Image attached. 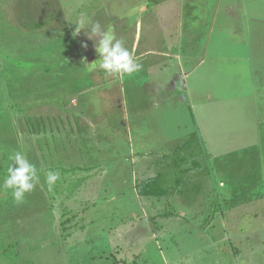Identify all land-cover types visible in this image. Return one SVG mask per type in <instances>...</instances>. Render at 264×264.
I'll use <instances>...</instances> for the list:
<instances>
[{
	"label": "rangeland",
	"instance_id": "rangeland-1",
	"mask_svg": "<svg viewBox=\"0 0 264 264\" xmlns=\"http://www.w3.org/2000/svg\"><path fill=\"white\" fill-rule=\"evenodd\" d=\"M136 1L151 2L0 0V185L16 150L40 175L21 204L0 187V264H264V74L252 78V57L228 41V0H204L203 17L200 4L169 0L168 34L146 12L128 13ZM60 3L123 35L128 49L130 18L140 17L142 69L110 80L92 40L87 56L77 39L74 53L63 51L71 17ZM150 31L168 57H141ZM170 79L181 92L165 96ZM112 88L123 98L121 132L111 130ZM56 112L69 113L60 130ZM66 120L87 133L76 142ZM48 170L60 173L51 190Z\"/></svg>",
	"mask_w": 264,
	"mask_h": 264
},
{
	"label": "crops",
	"instance_id": "crops-1",
	"mask_svg": "<svg viewBox=\"0 0 264 264\" xmlns=\"http://www.w3.org/2000/svg\"><path fill=\"white\" fill-rule=\"evenodd\" d=\"M122 1L123 0H117V5L119 6V8H120V3ZM150 1L151 2L148 4L149 7H147L146 9L143 8V6L138 3L139 1H136L133 5L129 6L130 9L128 10V13L135 12V13H140V15H141L142 12H146L149 15V18L152 19V21L150 23L154 24V25H152V27L155 28L154 30H157L158 27L161 26L163 29H166V33L168 34L169 33L168 30H170L171 27H175L174 26L175 23H173V21H171L172 17H166V16L162 15L161 12H162L163 6H166L167 3H170L169 0H150ZM186 1H187V4L184 5V7H187L188 5H190V3L192 5L200 4L201 5L200 14L202 17L204 16L205 4H206L204 2V0H184V2H186ZM217 1H218V5L222 4V0H217ZM247 1L248 0H228L227 4H224L225 6L228 7L227 16L229 18V23H231L229 26V30H228L227 34H228V41L230 42V44H232V47L235 44L239 45V48L236 50L238 52L237 54L239 56H242V57L244 56L245 59H249L250 57H252L253 63H252V67L250 69L252 71L251 77L252 78L253 77L258 78V75L260 73L264 74V30H263V25H260L261 21H263V19H264V0H250V2H248V4H245ZM43 4H45L44 1H43ZM58 5L60 7L64 8L65 15L68 14L71 17V20L69 21L70 28L68 27V29H67L69 32L67 35V40L64 42V45H63L64 46L63 51H65L69 54L74 53L72 51V50H74V49H72V46H73V42H75L76 45L78 43L77 46H79L80 53H82V55L87 56L86 53H88V49L85 47H82V44L86 43L87 45H89V42H90V40H88L86 35H85V30H82L78 36L73 37V31L75 30V24L82 19L87 20V18L77 16L76 10H72L71 13H68L66 11V8L61 3ZM249 5H252V13H250L249 11H247V9H245V7H247ZM160 7H161V10H160V12H158V8H160ZM108 8L109 7H106V5H105V11L104 12L106 14H108V16L112 15L113 13L119 12V9L114 10V9H111V8L108 9ZM181 8H182V6H181ZM54 10H55V8H54ZM79 11H80V9H79ZM196 14H197L196 17H198L199 13H196ZM57 16L53 13V20H56ZM66 18H67L66 16H64V17L62 16L59 18V20L61 22L62 21L65 22ZM76 18L78 19L77 21H76ZM130 19H131L130 26H133V27H132V30L125 32L124 38L127 39V41H128L127 43L130 46H132V47L129 46V49H131V51L134 53V55H136V54H138V50H139L138 49V46H139V43H138L139 38L138 37L140 36L139 33H140V27H141V18L136 17V18H130ZM188 19L189 18L186 17L185 21L188 22ZM108 20H110V19H108ZM108 23L110 24L109 21H108ZM250 23H253L252 28L250 27ZM119 25H121V23ZM257 25H258V27H257V29H255ZM57 28L52 27L51 30L53 32H56V30L58 31ZM104 28H106V27H104ZM195 28L196 27L191 29V31H192L191 35L192 36L190 37L192 39V41H194V42H196L199 38L198 32H196L194 30ZM221 29H222V26H221ZM61 30H63V28H61ZM154 30H152V31H154ZM179 32H181V37H183L182 31L179 30ZM122 36L120 37L121 40H123ZM163 37H164V35L162 36V38ZM76 39H77V43H76ZM244 46H246V49H245L246 53L244 51ZM55 47L58 50H60L57 46H55ZM168 47L169 46L167 45L166 42L165 43L162 42V39L161 40L155 39L153 36V33L150 31L149 41H148V43H146V46L144 47V51L142 52L141 57H146L145 54H149L150 55L149 58H151V55L155 54V55H158L161 57L159 59L156 58L155 60H161L162 58L168 57L170 55L171 49H169ZM71 59L73 60V58H71ZM200 63H198V65ZM48 66H50V68L53 69V68H55L54 66H56V65H48ZM70 66H73V65L71 64ZM56 68L59 70H61V69L68 70V79L69 80L73 79L72 75H75L73 67L68 68L67 66H61L60 68H58V66H56ZM188 73H186V74H188ZM56 74H54V75L56 76ZM107 79L111 80L112 78L110 77ZM109 84L110 83H106L105 85L107 86ZM164 84H165L164 85L165 86V96H167L168 93L172 94V92H178V90H179V92H181V89H178L179 84H178V81L176 79H170L167 82H164ZM149 85H150L149 91L152 93V95L154 96L155 99H158L157 96L161 92L164 94V91L158 87L157 81H151V83ZM111 90H110L111 95H112L111 99H110V102L112 103L111 109L114 111L113 114H119L117 121L114 124H111V130H119L121 132L122 130H125V127L127 126V123L124 122V116L125 115H123V110H122V108L124 109V106H123L124 104L123 103L121 104L120 101H121L122 97L118 94V92H116V94H115L114 89L112 88ZM180 95L181 94L179 93V96ZM122 101H123V98H122ZM60 115H61L60 112L53 113L54 118L57 117L60 119L59 126L57 125V127H59V130H60V124L62 123L63 118L64 117L69 118V113H66L65 116H62V115L60 116ZM87 122L90 123V125L92 124V121H90L89 118H88ZM96 123H98V122H96ZM96 123L93 125V127L95 126V128H97ZM65 124L69 128L68 132L72 135H76V136H74V138L76 139V142H77V139L80 138V137H78L79 134H83L84 132L87 133L86 128L88 126H83L80 123L79 124L75 123V125L71 126L70 120H66ZM96 132L104 134L103 131H96ZM100 138H103V137H100ZM68 140L71 141V138ZM87 140H88V138H87Z\"/></svg>",
	"mask_w": 264,
	"mask_h": 264
},
{
	"label": "clouds",
	"instance_id": "clouds-1",
	"mask_svg": "<svg viewBox=\"0 0 264 264\" xmlns=\"http://www.w3.org/2000/svg\"><path fill=\"white\" fill-rule=\"evenodd\" d=\"M82 30H85L87 39L94 42L99 56L98 67L103 70L106 78L131 77L142 69V64L137 61L134 53L125 46L123 40L116 38L110 28L105 29L99 22L82 19L75 24L73 37L78 36ZM82 47L86 48L87 44H82ZM20 140L22 142V135ZM10 159L12 163L8 165L0 187L11 191L13 203L21 204L26 194L32 192L39 182L40 175L36 165L30 162L23 150H16ZM44 175L51 190L60 179V173L48 170Z\"/></svg>",
	"mask_w": 264,
	"mask_h": 264
},
{
	"label": "trees",
	"instance_id": "trees-1",
	"mask_svg": "<svg viewBox=\"0 0 264 264\" xmlns=\"http://www.w3.org/2000/svg\"><path fill=\"white\" fill-rule=\"evenodd\" d=\"M48 69H52V68H48ZM53 76V75H52ZM44 131H46V130H44Z\"/></svg>",
	"mask_w": 264,
	"mask_h": 264
}]
</instances>
